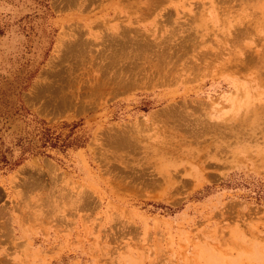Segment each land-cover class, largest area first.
<instances>
[{"label":"rangeland","instance_id":"374dc122","mask_svg":"<svg viewBox=\"0 0 264 264\" xmlns=\"http://www.w3.org/2000/svg\"><path fill=\"white\" fill-rule=\"evenodd\" d=\"M0 264H264V0H0Z\"/></svg>","mask_w":264,"mask_h":264}]
</instances>
